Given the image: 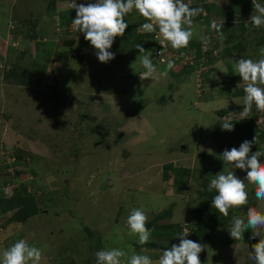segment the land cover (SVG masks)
I'll return each instance as SVG.
<instances>
[{
	"label": "rangeland",
	"instance_id": "374dc122",
	"mask_svg": "<svg viewBox=\"0 0 264 264\" xmlns=\"http://www.w3.org/2000/svg\"><path fill=\"white\" fill-rule=\"evenodd\" d=\"M53 2L61 5L60 0H0V131L8 130L0 155L20 159L13 164L14 175L6 177L14 188L26 185L40 209L23 224L10 221L11 212H0V254L25 239L43 249L41 264H94L97 251L112 248L128 257L146 249L143 254L155 261L163 250L146 245L162 238L151 231L149 242L141 245L127 225L131 211L142 209L148 222L153 215H171L166 219L173 224L169 230H175L172 242L185 229L190 233L188 219L192 226L193 219L202 218L205 237L196 232L187 238L206 246L201 264H254L250 242L264 239V230L253 237L247 229L243 241H235L228 230L234 215L259 203L251 198L249 204L230 208L227 217L212 208L217 193L209 192L208 185L213 173L224 171L212 139L222 130L217 118L222 110H211L204 101L198 108L192 105L197 97L194 71L182 81L172 73L153 81L140 78L145 71L140 53H115L113 60L101 63L90 42L79 33L68 34L61 13L52 12ZM11 67L26 85L8 78ZM234 75L239 77L235 70ZM222 82L233 89L230 79ZM227 94L219 89L216 97ZM169 163L176 171L167 174H180L186 186L166 183L164 165ZM3 191L0 200L11 195Z\"/></svg>",
	"mask_w": 264,
	"mask_h": 264
},
{
	"label": "clouds",
	"instance_id": "9594fccd",
	"mask_svg": "<svg viewBox=\"0 0 264 264\" xmlns=\"http://www.w3.org/2000/svg\"><path fill=\"white\" fill-rule=\"evenodd\" d=\"M190 5L191 0L187 3L185 0H95V2L89 0L81 4H77L76 0H68V7L76 12V17L72 20L73 29L84 34L85 40L97 50L95 54L101 63H107L115 58V53L110 49L116 37L125 35L129 26L125 16L133 9L148 21L136 29L138 32L158 31L159 36L173 49L187 48L194 36L195 18L201 14L207 15L203 7L193 8ZM252 5L254 12L247 23L260 28L264 26V4L252 0ZM223 25L224 22L216 21L211 24L221 43L225 39ZM201 40L205 47L209 44L208 37L203 36ZM136 49L140 52L138 57L140 64L145 69L140 74L142 80L151 78L154 81L166 78L175 66L174 60L168 59L166 69L158 70L153 64L151 51H146L141 44H137ZM259 56L260 58L256 60L239 58L235 61L234 70L244 84V107L239 114L229 113L222 120L220 119L222 130L232 131L234 118L239 117L241 120L247 118L253 105L258 111H264V48L260 49ZM256 141L257 137L254 136L251 141H243L239 148L225 149L221 158L224 164L231 165L232 170L218 173L208 185L209 192L215 190L217 193L212 199V208L225 217L228 216L230 208L241 207L248 203L249 184L255 186L257 200L264 201V162H261L264 152L252 151ZM233 169L245 171L247 182L237 177ZM13 189L14 187L10 193ZM148 220V215L142 209H133L127 219L130 233L138 235V242L141 245L148 243L151 238V230L147 227ZM247 229L252 230L253 237L260 236V230H264V212L257 207H249L244 215H234L228 231L235 241H243ZM189 235L191 231L189 233L186 229L178 233L179 244H173L171 248L163 250L162 255L155 261L143 254L146 249L141 253L133 252L128 257V253L124 250L112 248L97 251L96 264H124L125 257H128L127 264H201L200 253L206 246L187 239ZM245 247L248 248L247 245ZM251 249L249 258L254 264H264V239L251 245ZM43 257V249L30 245L25 239H20L3 250L0 254V264H41Z\"/></svg>",
	"mask_w": 264,
	"mask_h": 264
},
{
	"label": "crops",
	"instance_id": "0c3cea01",
	"mask_svg": "<svg viewBox=\"0 0 264 264\" xmlns=\"http://www.w3.org/2000/svg\"><path fill=\"white\" fill-rule=\"evenodd\" d=\"M185 1H186V3L188 2V0H185ZM247 1H248V3L250 2V0H247ZM56 3H58V2H56ZM204 4H209V9L205 8L207 15L201 14L200 16L195 18L194 36H193L189 46L187 48H184V49H179V50H175V51L171 50V53H192L193 48H196L197 52H199L198 48L200 46V43L202 42L201 37H203V36L208 37L209 38V44L213 45L214 48H217L218 53H220V54H218L217 57L212 58L208 64V69H207V74H206L207 83H206L205 93H204L206 96L204 99H202L204 101V104L208 105V107L211 110H222V111H224V110L226 111V110H229L232 108H236L237 106H244V103H243L244 95L243 96L238 95L236 93V90L234 89V88L238 89L237 86L239 84L240 85L238 87H244L242 78L240 76L236 77L234 75V64H235V61L238 60L239 58H246V59L250 58L253 60L260 58L259 53H253V51L260 49V47L264 48V43L258 44L261 41L262 36L264 37V32L262 31V29H260V28L258 29L254 26L251 27V29H249V27L247 29V26L244 25V27H246V29H247L246 31L240 29L239 20H240V18H245V12H243L242 10L247 9V4L243 3V0H191L190 6L203 7L204 8ZM134 10L135 9H133V11ZM240 11H241V14H238V12H240ZM253 12H254V8L250 10L251 14H253ZM225 15H230V16L234 15L235 18H233L232 21H228L224 17ZM133 19H136V18L133 17ZM213 21H216L217 23L224 22V25H223L224 28L222 29V31L224 33L225 39H224L223 43H221L220 41H218L219 39L216 40V38H215L217 46L215 45L214 35H213V32L215 30H213L211 28V24ZM12 22H13V20H12ZM245 23L246 22L244 21V24ZM226 26H231V27H229L227 29ZM252 29H254V32L252 31ZM9 32H10V30H9ZM233 33L235 34V37L228 39V36L232 35ZM247 34L250 36V38ZM252 34H255L253 38L251 37ZM256 34H258V36ZM80 36L84 37V35H82V34H80ZM215 37H217V35H215ZM84 40H85V38H84ZM241 43L243 45L249 46L250 49H248V47L244 48L242 46H239L238 44H241ZM170 47H171V45H170ZM154 50H155V48L154 49H148L146 51H151L152 53H154ZM39 53H40V51H39ZM115 53H140V52L138 50L132 51V50L127 48V50H125V51H116ZM152 59H154L153 56H152ZM153 64H154V66H161V65H158V63L155 60L153 61ZM232 64H233V67H232ZM173 69H174V71H173ZM173 69L169 73L174 74V76L177 77L178 80H180V81H182L184 78H186L190 72H192V69L190 70L189 68H188L189 71H187V73H183L182 70L181 71L178 70V72H177L175 70L176 67H174ZM224 72H226V73H224ZM229 79L231 82H233V84H232L233 89H231V90H227L226 86H224V84H222L223 83L222 80H229ZM194 83H195V78H194ZM195 89H196V85H195ZM219 89H221L224 92H228V94L224 95L222 97H216ZM197 100H198V98L196 97V101ZM196 101H194V103L192 104L193 106L196 103ZM214 102L218 103L219 107H212L211 105H209V104L214 103ZM232 102H234V103H232ZM223 106H225V107H223ZM217 118L219 120V116ZM219 122H220V120H219ZM7 132H8V130H4L2 132L0 131V133H1L0 151L3 149L2 140L6 137ZM225 135H227V138H225ZM212 136H213L212 139L216 143L215 146L217 148V152H218L220 157L222 156V153L224 152L225 149L231 150V148H233V147L239 148L240 143L238 142L237 139H235L236 137H234L233 132H232V135H230L228 133V131L220 130V132L217 131ZM226 139H229V141H226ZM256 150H258V149H256L255 147H252L253 152H255ZM259 151H261V150L259 149ZM261 152H263V151H261ZM221 161L223 163L225 172H227L228 170H232L231 165L224 164L222 158H221ZM261 162H264V158H261ZM233 170L235 171V174L237 175V177H239L241 179L244 178L245 182H247L245 171H242L240 169H233ZM200 173H201V171H200ZM8 176H11V174ZM214 176L215 175L213 173V178H214ZM200 179L201 180L199 182L203 181V176H201ZM204 180H205V178H204ZM208 181H210V179H208ZM9 183H10V181L6 177H4L3 175L0 176V188L2 187V185L9 184ZM10 184H12V183H10ZM33 186H35V185H33ZM248 186H251L248 189V191H249V199L248 200L250 201L249 203H251V198H252L253 203H255V201L259 203L258 210L264 212V201H259L255 197V186L251 185V184H249ZM246 209H248V208H246ZM246 212H247V210L242 211V214H240V212H238V213L240 215H244V214H246ZM3 215H5V214H3ZM8 217L10 218V215H7V218ZM1 218H2V215H0V219ZM253 240L257 242L256 239H253ZM251 245H252V243H250V247H251ZM251 251H252V249H251Z\"/></svg>",
	"mask_w": 264,
	"mask_h": 264
},
{
	"label": "trees",
	"instance_id": "16d2710c",
	"mask_svg": "<svg viewBox=\"0 0 264 264\" xmlns=\"http://www.w3.org/2000/svg\"><path fill=\"white\" fill-rule=\"evenodd\" d=\"M60 1H61V5H58V6H56L57 3H54V2L52 3V6H51L53 8L52 12L54 13V11L55 12L57 11V12L61 13V17H62L61 18V22H62L61 24L63 26H65L66 28H68L67 29L68 34L77 35L79 33L77 30H75V32H71L69 29L70 25L72 24V20L75 19V17H76V12L74 9H71V8L64 6V3H67L68 0H60ZM59 7L62 8L63 11L59 10ZM191 7H193V6H191ZM193 8H195V7H193ZM205 8L209 9V4H204V9ZM251 9H253V5H252V1L250 0V2L247 4V9L242 10L243 12H245V18H240V20H239V27L242 30L246 31L248 29V27H249V29H251V27H253V25L251 23L247 24V22L250 20V17L252 15L250 13ZM135 12H136V10L130 12L129 14H127L125 16V20L129 26L126 29L125 35L123 37H116L115 38L116 43H114V46L111 48V50H110L111 52L115 53L116 51H125V50H127L128 44L132 45V48L130 49L132 51L137 50L136 49L137 44H141L145 50L156 48V44L154 42L155 33H144V32H138L136 30L140 25H142L143 23H146L148 21H146L145 18H143L141 15H138V14L136 15L138 18L133 19ZM238 14H241V11L238 12ZM224 17L228 21H232L233 18H235L234 15H231V16L225 15ZM244 21L246 22L245 24H244ZM244 25L247 26V29H246V27H244ZM229 27H231V26H226L227 29ZM260 29H262V31L264 32V26L260 27ZM252 31L254 32V29H252ZM79 34H81V33H79ZM82 35H84V34L82 33ZM213 35H214L215 45L217 46L216 40H218V38L215 37V35H217L216 31L213 32ZM233 37H235L234 33L232 35H229L228 39L233 38ZM215 38H216V40H215ZM82 41H85V40H82ZM260 43H262V44L264 43V37L263 36L261 38V41L258 44H260ZM238 45L242 46L244 48L248 47L247 45H243L242 43L238 44ZM70 46H71V44H70ZM171 50L175 51L176 49H173L169 45V51L171 52ZM75 56L79 61L82 60L81 56H79V55H75ZM158 65L163 66L166 64H158ZM174 67L180 68L179 71L182 70L183 73H187V71H189L188 68H184V67H180V66H174ZM189 69L191 70L192 68L189 67ZM6 71L8 73V75H7L8 78L13 80L17 85H26L27 84L26 78H24L23 76L17 75L13 71L12 67L7 69ZM173 71H174V69H173ZM177 72H178V70H177ZM206 74H207V71L204 73L205 79L207 77ZM237 88L238 89L235 88L236 93L240 96L241 95L245 96V92L243 90L244 87H237ZM205 96L206 95L204 94V92L197 94L198 100L194 104L195 108H198L199 102L203 101L202 99H204ZM243 107L244 106H240L239 108L236 107V108H232V109H229L226 111L225 110L221 111L220 113H218L219 117L223 116L228 111H231V112H235V111L237 112L238 110L242 111ZM252 111H254V112L257 111L255 105H253ZM233 122H234V129L232 131H228V133L230 135H232V132H233L234 137H236L235 139L238 140L240 145L243 141H245V140L251 141V140H253V137L256 136L257 141H256V144H253V147H255L258 150L260 149L261 151L264 152V130H262L261 127H259V125L256 123V117H252L250 114L245 119H242V120L241 119H234ZM19 155L21 156L22 154L19 153ZM19 155L18 154L16 155L17 158L19 157ZM18 160H20V159H18ZM20 163L23 164V160H21ZM164 168H165V181L167 184H170L169 181H167V180H172L174 183V186H177V187L181 186L182 183L185 184V185H182L183 187L187 185V181L185 182L182 179V177L180 176V174L179 175H172V176L170 174H167V172H166L167 170L176 171V169L173 167L172 163L164 165ZM182 170H184V169H182ZM184 171L187 174H189L188 170H184ZM168 177H170V179H168ZM33 185H35V184H33ZM26 187H27L26 185H24L21 188H19V186H16L13 189V191L11 192V195H8L7 197H5V199L0 200V212H1V214H6V213L11 212L12 215H10L9 220L13 221L15 223L23 224L28 219L36 216L40 211L39 206H38V201L35 199L34 194L33 193L32 194L27 193ZM34 188L37 189L38 190L37 193H39V188L36 185L34 186ZM0 197H1V194H0ZM220 215H223V214H220ZM170 217H171V215H165L164 212L159 214V215H153L151 217V220L147 223V227L149 229H151L153 235H157L158 237H161L162 241H161V243L152 242L150 245H146L147 247H153V248L159 247L162 250H165L167 248H171V245L174 243H176V245L179 244V238H176V242L175 241H173L174 243L172 242V240H173L172 237L175 235L174 234L175 230H173L172 232H171V230H169V226H171L173 224L169 225L170 221H168L166 219V218H170ZM201 220H202V218H200L199 220L193 219V221H191L192 226L195 225V226H193L194 227L193 228L191 226V224H189L190 220L188 219V221H187L188 223L186 225L189 229H191L190 230L191 235H189V237H187V238H190L193 236H198V235H200V236L203 235L202 236L203 238L205 237L206 234L205 235H204V233L201 234V228H200ZM157 229L159 231L162 230L163 233L158 234L159 231H157ZM196 232H198L197 233L198 235L196 234ZM163 236H164V238H163ZM210 239L211 238L209 236L207 240L210 241ZM251 243L253 245V244H256L257 242L252 240ZM94 260H95L94 264H96V256L94 257Z\"/></svg>",
	"mask_w": 264,
	"mask_h": 264
},
{
	"label": "built area",
	"instance_id": "2783aa9c",
	"mask_svg": "<svg viewBox=\"0 0 264 264\" xmlns=\"http://www.w3.org/2000/svg\"><path fill=\"white\" fill-rule=\"evenodd\" d=\"M72 25V24H71ZM70 25V30L72 26ZM154 41L156 44V48L154 50V53H152V56L154 60L158 64H166L168 59H173L175 62V66H180L184 68H192L195 74L196 78V89L197 94H200L205 91L206 81L204 78V73L208 69L209 61L212 58H215L218 56V49L214 48L213 45L208 44L206 47L203 45V42L200 43L199 46V52H197L196 48L192 49V53H171L169 51V43L164 41L161 36H159L158 31L154 32ZM242 112L241 110H238L237 112H231L228 111L226 114L221 116V120L224 116H226L229 113H236L239 114ZM251 116L256 117V123H258L259 127H263L264 125V111H251ZM249 114V115H250ZM234 119H240L239 117H236ZM11 156L10 154H8ZM7 154L4 152L0 155V158L3 157V160L0 159V176L6 177V175H14V166L13 164L16 162V158L12 157L9 158ZM11 167V168H10ZM13 168V171H12ZM5 187H1V190L4 192L5 195L8 194L14 187V185L11 184H4Z\"/></svg>",
	"mask_w": 264,
	"mask_h": 264
},
{
	"label": "water",
	"instance_id": "95a60500",
	"mask_svg": "<svg viewBox=\"0 0 264 264\" xmlns=\"http://www.w3.org/2000/svg\"><path fill=\"white\" fill-rule=\"evenodd\" d=\"M182 149H184V147H182ZM125 152V151H124Z\"/></svg>",
	"mask_w": 264,
	"mask_h": 264
}]
</instances>
